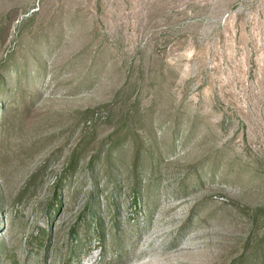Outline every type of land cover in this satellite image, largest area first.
Here are the masks:
<instances>
[{
  "label": "rangeland",
  "instance_id": "374dc122",
  "mask_svg": "<svg viewBox=\"0 0 264 264\" xmlns=\"http://www.w3.org/2000/svg\"><path fill=\"white\" fill-rule=\"evenodd\" d=\"M0 264H264V0H0Z\"/></svg>",
  "mask_w": 264,
  "mask_h": 264
}]
</instances>
